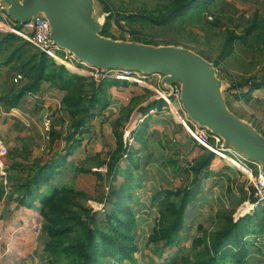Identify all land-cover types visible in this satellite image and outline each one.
<instances>
[{"label":"rangeland","instance_id":"1","mask_svg":"<svg viewBox=\"0 0 264 264\" xmlns=\"http://www.w3.org/2000/svg\"><path fill=\"white\" fill-rule=\"evenodd\" d=\"M104 1L110 5L111 12H106L105 3L100 2V18L108 17L114 12L119 16V22L117 19L111 20V31L106 36L126 40L138 38L141 42H152L156 45H181L195 50L213 62L219 59L220 63L216 68L221 78L227 82L225 95L230 108L264 134V88L251 87L252 83L264 78V0H215L204 7L203 11L198 9L178 16L175 13L160 23L146 16L167 15L171 10V0ZM4 12L0 11L1 18L8 16ZM130 14L146 16L136 20L123 18ZM231 31L242 38L236 39L230 47H225ZM18 45L19 41L16 40L5 53L0 54V73L4 66H8L3 63L4 60ZM75 62L79 65L78 61ZM15 65L18 66L17 63ZM93 76L99 80L98 74ZM1 79L0 101L4 103L2 96L14 86L9 88L8 83ZM159 80L160 76L150 75L146 80L149 85L151 83L150 86L136 84L132 80L128 85L109 86L110 101L106 107H98L96 115L89 119L81 140L75 149L72 147L74 152L68 157L70 162L58 175V179L68 181L76 189L86 193L76 201V206L80 210L88 208L92 212L100 213V218L109 206L110 188L123 175L121 171L112 181L106 183L109 162H117L120 170L127 168L132 179H142L141 183L130 189L129 196L125 199V204L132 206L136 214L134 244L137 245L135 256L138 261L124 259L117 262L110 258L107 264H150L154 246L150 238L161 216V203L167 190H174L181 197L186 194L187 189H196V192L190 195L194 200L187 206L186 224L179 241L167 249L162 259L156 260V264H162L163 260L170 258L174 259L173 264H182L183 254L188 251L193 241L202 237L205 232L225 226L228 223L226 215H232L237 220L241 214H254L255 211L251 205V197L261 175L260 172L256 174L258 167H254L251 176L215 155L209 171L200 174L198 182H195V170L191 169V165L199 151L185 126L175 116L174 112L182 113L178 101L173 99L178 108L165 104L162 109L153 107L148 113L141 112L144 107L159 99V88L156 84ZM241 81L244 88L234 87L235 83ZM15 84L18 87L19 83ZM62 95L60 91L56 95L53 90L45 95L40 92L28 93L34 118L29 116V120H24L16 113L24 127L26 126L24 132L12 133L0 126V135L9 147L7 175L0 172V264H48L50 259L45 250L46 236L42 229L43 218L40 210L37 206L28 207L14 201V195L18 194L17 186L28 173L22 171L20 165L14 168L10 165L12 160L19 164L45 160L57 151L67 155L65 148L70 122L66 113L60 110L58 101ZM42 98L46 103L40 106ZM10 109L5 108L4 111ZM2 115L3 113L0 117ZM62 116L66 120L56 125V130L62 136L52 141L49 133L52 122L49 130L45 122ZM146 117L150 118L147 131L143 133L147 147L142 146L132 136L136 128H144L142 121ZM115 129L123 130L126 145L134 146L132 160L123 151L122 157L118 154L120 144ZM80 168L101 171L104 180L101 177L98 180L95 174L78 171ZM132 194H136L134 196L137 201L132 198ZM259 207L260 219H263L264 202ZM263 235L264 232L261 236L249 234L246 237L251 242L249 248L253 252L247 260L248 264H264Z\"/></svg>","mask_w":264,"mask_h":264},{"label":"trees","instance_id":"2","mask_svg":"<svg viewBox=\"0 0 264 264\" xmlns=\"http://www.w3.org/2000/svg\"><path fill=\"white\" fill-rule=\"evenodd\" d=\"M213 1L215 0H171V10L167 15L130 14L123 16V18L136 20L146 16V18L160 23L164 22L168 16H174L175 13L178 16L198 9L203 11L204 7ZM101 2L105 3V11L111 12L110 5L104 0ZM117 15L114 12L107 17V23L102 31L104 35L111 31V20L117 19L119 22V16ZM239 38H242V36L231 31L225 47H230ZM16 40L19 41V45L12 50L3 63L6 65L12 61L17 63V67L23 73V79L21 85L18 84V87H16V84H14V87L2 96V100H5V108L8 110L17 106L25 95H28V93L38 94L44 91L45 86H47L48 89L63 93L60 99V110L66 113L70 122L65 148L67 149V155L64 156L61 151H57L45 160H33L29 164H19L16 160H12L13 163L10 165L12 168L20 165L22 171L28 173L18 184V194L14 195V201L19 205L28 207L37 206L36 208L40 210L43 218L42 229L46 236L45 250L50 257L48 264H107L110 258L117 262L124 259L133 262L138 261L135 256L137 245L134 244L137 224L136 214L132 206L125 204V199L129 196L130 189L141 183L142 179H132L127 168L120 170L117 162H109L110 169L107 172L106 183L112 181L121 171L123 175L118 183L110 188L109 206L105 209V213L101 218L99 217L100 213L92 212L88 208L80 210L76 206V201L81 196H85L86 193L76 189L68 181L58 179V175L62 173L61 169L70 162L68 157L74 152L72 147L75 149L76 144L81 140L89 119L96 115L98 107H106L107 102L110 101L109 86L128 85L130 81L113 77H100L97 80L93 75L71 72L65 65L57 63L31 42L13 32L0 31V54L5 53ZM133 40L140 41L138 38ZM219 61V59L214 61L216 66L219 65ZM218 74L221 77V74ZM253 79H256V77ZM244 86L243 81H241L235 83L234 87L241 89ZM251 87L264 88V78L261 81L252 83ZM165 104L167 102L163 98H159L154 100L150 106L144 107L141 112H144L143 114L148 113L153 107L162 109ZM64 120H66V117L62 116L56 117L52 121L49 132L52 141L62 136V133L56 130V125ZM149 120V117L144 118L142 121L144 128H136L132 134L133 138L140 142L142 146L147 144L143 133L147 131ZM115 133L119 137L118 154L121 155V151H123L127 154L129 160H132L134 146L132 144L126 145L123 130L115 129ZM135 133L138 134L135 135ZM191 139L197 144L196 149L199 151L191 165V169L195 170L194 181L198 182L200 174L209 171L208 168L216 154L199 144L192 137ZM211 140L214 142L213 138ZM6 162L8 169L7 158ZM78 171L95 174L98 180L100 177L104 180L101 171L94 172L85 168H80ZM253 191L251 201L254 203L258 201L257 187L253 188ZM194 192H196V189L190 191L187 189L186 194L181 197L180 193L167 190V194L161 203V216L150 238V241L154 242L153 256L149 259L150 264H156V260L162 259L166 250L179 241L186 224L187 206L194 200L190 195ZM134 195L136 194H132V198L134 197V200L137 201V197ZM177 197H180V199L178 200ZM259 208L258 206L255 209L254 214L247 213L237 220L232 215H226L228 223L225 226L211 232H205L202 237H197L193 241L188 251L183 254L182 264H228L229 262H232V264H248L247 260L253 255V252L249 248L251 242L246 237L249 234L261 236V233L264 232V225H262L264 218L260 219ZM244 212L248 211H242V213ZM173 262L174 259L170 258L163 260L161 263L173 264Z\"/></svg>","mask_w":264,"mask_h":264},{"label":"water","instance_id":"3","mask_svg":"<svg viewBox=\"0 0 264 264\" xmlns=\"http://www.w3.org/2000/svg\"><path fill=\"white\" fill-rule=\"evenodd\" d=\"M100 2L0 0V8L18 23L39 17L48 19L55 44L102 72L126 68L161 75L164 89L179 84L180 101L188 117L220 137L225 147L258 163L264 173V134L230 108L225 95L227 82L219 76L215 62L181 45H156L104 35L107 16L100 18Z\"/></svg>","mask_w":264,"mask_h":264},{"label":"built area","instance_id":"4","mask_svg":"<svg viewBox=\"0 0 264 264\" xmlns=\"http://www.w3.org/2000/svg\"><path fill=\"white\" fill-rule=\"evenodd\" d=\"M1 10L4 12L2 8H0V11ZM4 16L5 17L3 18L0 17V31L13 32L23 37L38 49L48 54L57 63L65 65L71 72L83 75L98 74L99 78L113 77L129 81L132 80L135 83L143 86H148L149 84L146 82V80L150 75H154L143 74L140 71L126 68H113L102 72L96 67L89 66L86 63L77 60L73 54L55 44L51 37V26L48 19L39 17L37 19H31L25 23H18L12 20L9 16ZM75 61H78L79 65L76 64ZM22 79L23 74L18 73L14 78V82L20 83ZM158 88L159 89L157 92L159 94V98H163L167 102V105H170L172 107V105H174L173 99L178 101V107L182 109V113L174 112L175 116L177 117V120L185 126L189 135L199 144L205 146L220 158L226 160L231 165L240 168L243 172H246L251 176L253 175L254 167H258V172H260L261 175L256 185L258 201L253 203L254 209H256L261 204V202H264V173H262L261 171V166L258 163L247 159L245 156H243L233 148L225 147L220 137L213 135L206 128L199 126L196 122L191 120L182 107V103L180 101L181 87L179 84H174L170 89H164L159 82ZM174 106L177 107L176 105ZM51 122V119H48L45 122V126L48 130L51 127ZM129 136L131 137V134ZM212 138L214 142H212ZM8 155L9 147L0 135V172L4 176L7 175L6 158L8 157ZM225 155H227V157Z\"/></svg>","mask_w":264,"mask_h":264},{"label":"crops","instance_id":"5","mask_svg":"<svg viewBox=\"0 0 264 264\" xmlns=\"http://www.w3.org/2000/svg\"><path fill=\"white\" fill-rule=\"evenodd\" d=\"M18 73L23 74L21 69L15 65L14 61H12L11 63L8 64V66H4L1 69L0 79L2 78L1 80L5 83H8L9 88H11L15 84L14 78L16 77V75ZM84 75H87V74H84ZM154 75L160 76V80L156 84H159V82L161 84V77L162 76L159 74H154ZM19 84H21V82ZM150 85H151V83H150ZM152 86H155V85H152ZM45 88L46 89L44 91H41L40 93L45 95L48 91L52 90V89H48L47 86H45ZM53 92L56 95H58V93H59V91H55V90H53ZM29 97L30 96L25 95L24 98L22 99V101L17 106L12 107L14 110L10 109V111H7V112L4 111L5 103H3V102L1 103V101H0V115L3 113L2 117H0V126L5 127L6 130H8L9 132H12V133L17 132V131L19 133H21L20 131L24 132L23 130H25L26 126L24 127V123H22V121L20 119H18L17 115L19 114V116H21L24 120H29L28 119L29 116H31V118H34V116H33L34 111L32 110L33 106L29 105L31 103V99ZM39 103H40V101H39ZM45 103H46L45 99L42 98V104H40V106L44 105ZM58 103L60 104V101H58ZM34 107L36 108V106H34ZM19 110H21V112H19ZM16 113H18V114L16 115ZM22 113H24V116ZM19 128H21V130H19Z\"/></svg>","mask_w":264,"mask_h":264},{"label":"bare ground","instance_id":"6","mask_svg":"<svg viewBox=\"0 0 264 264\" xmlns=\"http://www.w3.org/2000/svg\"><path fill=\"white\" fill-rule=\"evenodd\" d=\"M0 24H1V23H0ZM128 133H130V132H128ZM225 156L227 157V155H225ZM228 158H229V157H228ZM251 205L253 206V203H251ZM252 206H251V207H252ZM249 211H250V210H249Z\"/></svg>","mask_w":264,"mask_h":264}]
</instances>
